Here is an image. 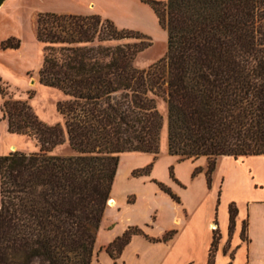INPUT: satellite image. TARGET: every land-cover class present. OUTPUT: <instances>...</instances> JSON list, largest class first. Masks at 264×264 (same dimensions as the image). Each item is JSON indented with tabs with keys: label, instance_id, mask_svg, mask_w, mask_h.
Listing matches in <instances>:
<instances>
[{
	"label": "trees",
	"instance_id": "16d2710c",
	"mask_svg": "<svg viewBox=\"0 0 264 264\" xmlns=\"http://www.w3.org/2000/svg\"><path fill=\"white\" fill-rule=\"evenodd\" d=\"M147 1L167 32L165 55L147 67L134 64L146 34L98 13H39V79L65 93L63 122L42 121L27 98L2 102L8 130L38 149L0 154V264L91 263L120 154L158 152L156 95L167 103L168 151L206 156L208 184L218 156L264 153V0ZM64 139L73 153L53 154ZM235 214L230 204V227ZM134 233L143 230L129 225L105 249L117 257ZM217 241L215 231L208 264Z\"/></svg>",
	"mask_w": 264,
	"mask_h": 264
},
{
	"label": "rangeland",
	"instance_id": "374dc122",
	"mask_svg": "<svg viewBox=\"0 0 264 264\" xmlns=\"http://www.w3.org/2000/svg\"><path fill=\"white\" fill-rule=\"evenodd\" d=\"M42 12L98 13L111 19L118 28L138 30L146 34L151 42L136 53L134 64L137 67H147L164 56L167 50L166 28L159 22L151 2L147 0H5L0 5V87L3 90L0 91V154L15 149L25 152L38 149L32 136L8 130L7 120L1 111L4 98H27L42 121L48 124L63 122L57 103L66 98L65 93L39 79L44 42L37 37L36 21ZM15 41H18V45L11 46ZM155 102L162 115L158 152L129 151L121 153L119 157L110 195L122 206L128 207L119 216L122 217L121 223L127 218H140L144 212L147 216L152 213L149 222L153 223L167 212V208H164L166 202L173 201L182 206L183 203L203 199L210 191L208 188L211 187L212 174L209 184L204 175L206 156L179 159L178 155L168 151L167 103L161 95L155 96ZM51 152L67 155L72 154L73 150L68 140L64 139L55 144ZM147 165L150 166L149 172L137 173ZM197 166L201 170L195 172ZM161 184L175 193L179 200L165 191ZM153 208L158 210L151 212L154 211ZM105 210L103 218L109 224L114 212L107 214ZM103 218L101 222L104 221ZM105 246L101 249H105ZM98 253L95 241L91 260ZM120 253L117 257L109 253L115 264H123L118 260Z\"/></svg>",
	"mask_w": 264,
	"mask_h": 264
},
{
	"label": "crops",
	"instance_id": "0c3cea01",
	"mask_svg": "<svg viewBox=\"0 0 264 264\" xmlns=\"http://www.w3.org/2000/svg\"><path fill=\"white\" fill-rule=\"evenodd\" d=\"M208 189L203 199L182 206L166 202L167 212L153 223L149 222L152 213L147 216L146 212L140 218H127L121 223L119 216L128 207L111 195L114 202H109L105 211L114 212V217L109 224L105 217L100 223L95 240L99 253L91 264H115L101 248L128 225L141 226L143 233H134L123 247L118 258L123 264H208L215 231L218 241L211 264H264V153L218 156ZM230 204L236 208L232 227ZM170 230L173 233L162 239Z\"/></svg>",
	"mask_w": 264,
	"mask_h": 264
},
{
	"label": "bare ground",
	"instance_id": "6f19581e",
	"mask_svg": "<svg viewBox=\"0 0 264 264\" xmlns=\"http://www.w3.org/2000/svg\"><path fill=\"white\" fill-rule=\"evenodd\" d=\"M109 202H110V204H112V203L114 202V200L111 198V199L109 200Z\"/></svg>",
	"mask_w": 264,
	"mask_h": 264
},
{
	"label": "water",
	"instance_id": "95a60500",
	"mask_svg": "<svg viewBox=\"0 0 264 264\" xmlns=\"http://www.w3.org/2000/svg\"><path fill=\"white\" fill-rule=\"evenodd\" d=\"M5 0H0V5L4 2Z\"/></svg>",
	"mask_w": 264,
	"mask_h": 264
},
{
	"label": "built area",
	"instance_id": "2783aa9c",
	"mask_svg": "<svg viewBox=\"0 0 264 264\" xmlns=\"http://www.w3.org/2000/svg\"><path fill=\"white\" fill-rule=\"evenodd\" d=\"M216 225H214V227H215Z\"/></svg>",
	"mask_w": 264,
	"mask_h": 264
}]
</instances>
